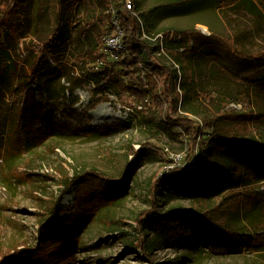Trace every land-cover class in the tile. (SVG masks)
I'll list each match as a JSON object with an SVG mask.
<instances>
[{
    "label": "trees",
    "instance_id": "1",
    "mask_svg": "<svg viewBox=\"0 0 264 264\" xmlns=\"http://www.w3.org/2000/svg\"><path fill=\"white\" fill-rule=\"evenodd\" d=\"M64 1L73 16V11L82 9L84 26L79 36L89 40L88 48L75 59L69 54L73 21L55 9ZM165 1L166 5H157L140 17L151 32L174 33L173 38L166 37L165 49L180 67L181 82L177 71L156 55V46L138 37L137 18L119 5L125 52L116 63L87 74L99 93L114 89L141 99L146 107L152 102L164 131L172 133L178 128L188 141L185 163L192 164L198 152L194 173L186 175L175 168L151 185L153 206L136 217L138 247L150 263H155L158 249L199 237L211 252L228 255L246 249L262 253V261L248 264H264V235L254 241L247 236L264 232V193L255 192L264 184V0ZM59 2L0 0V181L30 184L38 226L35 245L21 242L14 233L6 249L0 248V264L10 257L20 264L25 256L34 258V264H43L53 251L57 261L70 258L64 246L74 240V231L59 236L52 231L64 194L72 187L76 190L75 210L68 223L86 225L104 208L121 203L141 165V152L129 146L120 181L97 171L76 170L70 177L66 166L71 165L64 159L56 180L62 188L57 196L31 181L28 171L33 170L36 160L45 162L50 153L62 150V135L93 130L112 134L129 126L118 122L89 127L83 122L86 114L78 111H67L64 116L73 122L66 123L52 118L46 109L47 101L53 103L52 110L60 109V100L67 92L61 82L71 79L70 72L78 69L68 62L78 59L81 73L86 74V67L102 57L99 43L109 31L105 24H109L105 14L110 8L108 0ZM203 3L223 11L221 28H212L210 37L194 29L157 30L151 23V16L159 9L179 13ZM97 9L102 13L94 20ZM87 27L94 30L92 37ZM35 82L40 104L31 89ZM75 89L74 85L70 92ZM231 104L255 107L238 111L230 108ZM251 125L257 134L248 140ZM165 192L190 199L192 209L171 208L158 213L157 200ZM105 224L110 234L120 230L113 220Z\"/></svg>",
    "mask_w": 264,
    "mask_h": 264
},
{
    "label": "rangeland",
    "instance_id": "2",
    "mask_svg": "<svg viewBox=\"0 0 264 264\" xmlns=\"http://www.w3.org/2000/svg\"><path fill=\"white\" fill-rule=\"evenodd\" d=\"M135 2L139 3V6L136 5L139 14L149 11L157 5L167 4L165 0H135ZM57 4L55 9L57 8V11H61L67 19L73 21L74 28L72 27L69 54L74 55L75 59L89 45V40L79 36V30L84 26V14L82 9H79L73 11L75 13L73 16L68 8V2ZM189 9L179 13L166 8L159 9L151 16L150 20L157 30H196L198 26H203L210 31L212 36L214 31L212 28H221L219 22V18L223 17L221 7L203 3L193 10ZM101 13L102 10L97 9L94 20H98ZM105 24L107 28V21ZM86 30L91 37L94 35V30L90 27H87ZM27 40L29 41L30 38ZM68 63L78 69L75 72H70L71 79L65 78L61 82L67 92L65 97L60 100V109L52 110L53 103L46 102V109L50 111V116L58 117L62 122L72 123L73 121L66 118L64 114L67 111H78L86 114L83 122H88L89 127L99 128L118 122L126 123L129 126L126 129L116 130L112 134L93 130L62 135L59 138L62 150L57 149L56 153H50L46 156L45 162L36 160L33 170L28 171L31 181L40 189L54 192L57 196L62 189L56 184L58 175L62 171V159L71 165H64L67 167L66 172L70 177L76 170L80 172L97 171L117 181L123 178L125 156L129 146L141 152L142 160L141 165L128 183L127 194L121 203L118 202L119 204L104 208L94 220L86 225H80L79 222L68 223L75 210L76 190L72 187L64 194L58 205L59 214L52 221V231L58 236L74 231L72 235L74 240L64 246V250L71 257L65 260L61 258L57 261L58 255L56 251H53L46 256L42 263L53 264L52 262L55 261V264H248L262 261V253L250 252L246 249L243 253L228 255L211 252L199 237L158 249V259L155 263H150L146 259L138 247L136 217L141 212L151 209L153 206L151 185L160 177L165 167L173 161L175 156L182 155L185 159L189 143L179 134L181 131L178 128H174L172 133L164 131L161 124L162 118L155 111L152 102L146 107L141 99L136 100L128 93L117 92L114 89L99 93L96 85L90 82L87 77L89 70L92 73V64L86 67L87 72L83 75L78 59L70 60ZM74 85L76 89L71 93L70 89ZM31 89L38 98L37 104H40L42 100L39 99L36 82L31 86ZM55 106L57 105L55 104ZM242 106L244 111L255 107L254 104ZM250 130L248 140L257 134L252 125ZM44 150H46L45 147ZM43 170L46 172L44 173ZM45 174L50 177L54 176L55 179L46 177ZM260 187L259 190L254 187L255 192L264 193V184H261ZM30 191L31 186L27 182L13 181L11 185H6L0 181V227L3 231L0 233V248L6 249L4 246L12 239L14 233L21 242L28 241V244L35 245L38 227L37 205L30 195ZM44 198L47 199L45 196ZM157 201L159 203L157 212L160 214L171 208L188 210L193 207L190 199H184L173 192L163 193ZM108 220H113L118 225L120 230L117 233L107 232L105 222ZM262 235L264 232L247 234L252 241ZM34 261V258L25 256L20 264H34ZM14 262L17 261L10 257L2 264H17Z\"/></svg>",
    "mask_w": 264,
    "mask_h": 264
},
{
    "label": "built area",
    "instance_id": "3",
    "mask_svg": "<svg viewBox=\"0 0 264 264\" xmlns=\"http://www.w3.org/2000/svg\"><path fill=\"white\" fill-rule=\"evenodd\" d=\"M110 2V8L105 11V14L109 17V24L107 29L108 33L103 35L99 43V52L102 57L97 59L92 63L91 70L93 73L102 71L104 68L116 63L118 61L119 55L125 52V47L122 41L123 31L120 26L119 17L117 14L116 5L120 6L127 13L135 16L139 22V27L137 30V35L142 40L152 43L156 46V55L178 73V81L181 82V73L179 65L169 56L165 49V40L166 37L173 38L175 35L171 33H155L151 32L147 27L146 23L140 17V14L137 12L135 7V0H108ZM197 32L202 36L210 37V31L203 26L197 27ZM231 108L242 111L244 108L241 104H231ZM195 154L192 164H187L184 162L182 155L175 156L173 161L167 165L160 175L168 174L171 170L175 168H181L184 174L188 175L189 173H194L195 168L199 165V159ZM45 170H43L44 172Z\"/></svg>",
    "mask_w": 264,
    "mask_h": 264
}]
</instances>
